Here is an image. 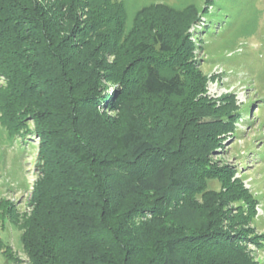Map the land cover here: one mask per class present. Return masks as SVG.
Masks as SVG:
<instances>
[{"label":"trees","instance_id":"16d2710c","mask_svg":"<svg viewBox=\"0 0 264 264\" xmlns=\"http://www.w3.org/2000/svg\"><path fill=\"white\" fill-rule=\"evenodd\" d=\"M250 8L234 28L241 38L257 29ZM219 10L215 0L151 4L128 21L123 0H0V140H39L32 211L20 220L29 264H250L249 234L234 233L222 208L244 203L238 226H248L254 202L201 156L241 116L232 95L219 107L202 97L192 61L189 26L199 16L205 31L233 23ZM144 103L160 124L143 117Z\"/></svg>","mask_w":264,"mask_h":264},{"label":"rangeland","instance_id":"374dc122","mask_svg":"<svg viewBox=\"0 0 264 264\" xmlns=\"http://www.w3.org/2000/svg\"><path fill=\"white\" fill-rule=\"evenodd\" d=\"M126 5L128 21L135 12L143 6L151 4H166L176 8H183L188 4H202L203 0H123ZM219 11L217 17L229 14L230 25L217 24L215 29H207L208 23L204 18L189 26L187 34L194 45L192 61L206 79L205 94L219 107L220 99L232 95L235 105L239 108L240 119L234 124V136L223 140L221 149L204 152L201 156L213 167L225 168L233 172V180L237 179L249 193L254 202L253 218L248 226H238L243 219L241 212L249 214L244 203L237 202L222 208L229 216L230 229L234 233L246 231L249 242L244 244L245 253L250 264H264V243L258 247L254 239H264V0H215ZM254 7L257 11V29L253 36L241 38L234 34L238 21L247 17V8ZM207 11L213 13L208 5ZM160 15V13H157ZM163 18L169 20L168 16ZM118 68H124L131 60L125 50L117 54ZM114 61L113 58L109 62ZM117 72H119L117 70ZM5 80L0 79V87H4ZM116 85V86H115ZM109 91H113L118 83H108ZM115 87V88H114ZM149 124H160L159 115L146 103L137 106ZM28 119V118H26ZM209 121V120H208ZM28 129L34 130L32 120H25ZM169 133L171 125H167ZM0 140V264H29L20 242L22 216L32 211L31 199L33 186L38 176V147L39 140L33 138L26 145L8 146ZM161 139V138H160ZM177 143L180 139H177ZM3 141V142H2ZM3 144V145H2ZM176 162L173 161L172 165ZM208 190L220 192L221 185L212 180L208 183ZM207 197L206 204L212 202ZM9 204V206H8ZM242 209V210H241ZM9 213V214H8ZM245 216V214H243ZM15 218H18L16 221ZM236 222V223H235ZM227 225V224H226ZM238 232V233H239ZM259 240V239H258ZM261 240V239H260ZM260 240L258 241L260 244ZM2 251H7L6 256Z\"/></svg>","mask_w":264,"mask_h":264}]
</instances>
